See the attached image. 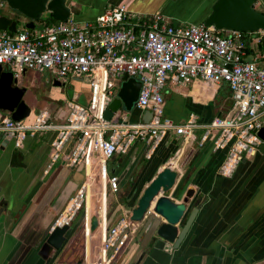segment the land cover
<instances>
[{"label": "built area", "instance_id": "2783aa9c", "mask_svg": "<svg viewBox=\"0 0 264 264\" xmlns=\"http://www.w3.org/2000/svg\"><path fill=\"white\" fill-rule=\"evenodd\" d=\"M2 6L5 3L0 1ZM260 9L264 13V3ZM263 38L264 29L239 32L203 23L172 24L158 12L130 15L124 5L107 8L92 21L77 22L69 17L16 33L0 30V66L13 78L26 71L46 73L51 79H76L89 87L84 103L73 98L64 101L60 120L54 119L57 110L47 108L35 109L29 125L0 111V140L7 139L18 148L26 137L50 132L51 159H60L70 167L85 163L94 148L97 160L93 168L102 167L106 191L115 192L117 176L105 173V163L113 155L125 153L134 141L142 140L148 157L167 135L174 134L187 143L196 139L194 132L199 130L198 146L209 142L214 150L225 149L216 172L229 176L240 158L262 143L257 132L264 127V50L258 49L257 43ZM118 72L140 83L133 103L139 111L135 122L127 121V114L116 121L103 117L119 88ZM167 81L224 84L230 105L207 122L189 113L175 123L162 116ZM144 110L151 113L147 122L140 120ZM87 185L82 183L68 198L50 229L70 224L85 201ZM137 225L122 213L107 228L101 243L105 264L115 260Z\"/></svg>", "mask_w": 264, "mask_h": 264}, {"label": "crops", "instance_id": "0c3cea01", "mask_svg": "<svg viewBox=\"0 0 264 264\" xmlns=\"http://www.w3.org/2000/svg\"><path fill=\"white\" fill-rule=\"evenodd\" d=\"M213 1L66 0V3L70 17L77 22L92 21L105 9L124 5L130 15L147 16L158 12L172 24H177L202 23ZM261 3L264 0H255L253 6L261 10ZM25 75L24 86L33 73L26 71L22 76ZM46 80L50 89L43 92V95L47 94L43 105H49L52 111L58 110L66 100L59 93L64 81L57 80L60 85H53L54 79L48 74ZM164 87L163 117L178 123L193 113L200 121L207 122L216 114L213 98L220 85L199 81L182 85L167 81ZM166 87L170 88L167 94ZM88 96L89 91L80 93L75 90L70 98L84 103ZM127 115L131 122H135L139 111L134 109ZM51 136L50 132L37 133L26 137L18 148L10 141L4 145L0 140V264H105L102 237L117 217L127 214L124 203L131 191L128 178L145 179L170 164L178 169V190L183 192L188 187L194 190L188 203L189 210L191 201H198L187 230L176 244L165 242L155 235L156 225L163 222L161 218L155 216L145 229L151 216L149 208L146 217L137 222L136 232L111 264H264V144L245 153L229 176H221L216 169L225 149L214 150L209 142L198 146L197 138L183 143L180 137L169 134L146 157L147 145L136 140L125 153L111 157L114 160L110 161L112 171L105 170V173L116 175L118 186L115 192L108 191L105 197V176L101 174L90 180L87 175L88 169L93 171L97 160L96 150H90L85 163L70 167L60 159H51ZM71 148L70 141L67 150ZM85 181L88 183L85 201L69 224L72 233L78 231L80 251L68 253L69 246L76 242H71L69 236L63 245L65 249L62 248L66 250L64 255L61 249L49 261L42 260L37 251L46 227ZM111 194L117 195L123 206L120 203L110 205ZM92 214L96 215L98 226L86 234ZM180 228L181 225L178 230ZM58 256L63 257L61 261L64 262L56 260Z\"/></svg>", "mask_w": 264, "mask_h": 264}, {"label": "water", "instance_id": "95a60500", "mask_svg": "<svg viewBox=\"0 0 264 264\" xmlns=\"http://www.w3.org/2000/svg\"><path fill=\"white\" fill-rule=\"evenodd\" d=\"M15 14L21 16L23 28L31 29L35 21L42 16H50L54 21L66 20L70 17V9L66 0H0ZM255 0H214L210 5V11L202 21L205 26H213L221 30H234L239 32L255 31L264 29V13L253 6ZM17 20L0 14V30H7L16 33ZM129 50V48H128ZM116 76L120 79L119 88L114 98L107 104L103 117L107 120L113 117L114 113L121 106L129 114L134 110L133 103L136 100L140 83L127 77L125 73L118 72ZM53 85L59 86L57 80ZM26 89L17 85V79L13 78L9 71L0 66V111L7 112L11 119H23L29 125L34 118L36 107L29 106L23 95ZM63 109L59 108L54 114V119H60ZM151 113L144 110L140 116L142 122H147ZM258 137L264 144V127L257 132ZM5 145L7 139H2ZM178 169L173 165H164L145 179H134L131 182V191L125 198L124 206L127 208L128 219L132 222H140L145 217L148 209L151 216L145 227L147 230L156 217L163 222L156 225L155 235L169 244H176L192 221L198 201H191L192 208L189 210V201L194 190L190 187L183 192L178 190L176 178ZM93 191H96V180L93 181ZM108 192L105 191V197ZM156 197V198H155ZM155 198V199H154ZM179 199V201H176ZM188 213V214H187ZM187 214V215H186ZM156 216V217H155ZM181 225L180 230L178 226ZM98 219L92 214L88 220V227L85 231L90 234L97 229ZM51 223L46 227L42 242L37 251L38 256L49 261L53 254L65 244L66 239L72 234L69 225L53 227ZM84 229L80 233L83 235ZM131 257L130 260H132ZM81 261H78L80 263ZM129 264V263H128Z\"/></svg>", "mask_w": 264, "mask_h": 264}, {"label": "rangeland", "instance_id": "374dc122", "mask_svg": "<svg viewBox=\"0 0 264 264\" xmlns=\"http://www.w3.org/2000/svg\"><path fill=\"white\" fill-rule=\"evenodd\" d=\"M0 14L5 15L9 18L16 19L17 20V24H16L17 28L19 30H21L23 28V26H22L23 20L21 19V16L15 14V12H13L11 9H9L6 5L0 7ZM46 18H47V16H42L40 19L35 21V25L38 26V25L44 24V21L46 20ZM80 24H83V23H80ZM46 77H47L46 73H33V75L29 76L30 81L28 80V83H26V85L24 86L26 88V91L23 95V100L29 106L36 107V108L44 107L43 102H45V100L47 99V96H45L47 94L43 95V92H47L50 89V87H49L50 85H49V82H47ZM25 79H27L26 75L25 76L20 75L17 78V80H18L17 84L19 85L20 83L21 84L25 83L26 82ZM223 86H224V84H222L220 86L219 91H218V94L221 96L224 95V92H225L223 90ZM164 89H165V87H164ZM59 90H60L59 93L62 96V98L71 99L70 97L72 96V94L75 90H77L80 93L81 92L87 93L89 91V87L85 83H82L80 81L73 82L70 78H68V79L64 80L62 85H60ZM166 90L167 91L165 92V94H167L169 92L170 88L166 87ZM34 100H37V101L35 103H33ZM225 105H226V101L224 102L223 107ZM61 106L63 109L64 102H62ZM223 107H221V109ZM48 110H50V109H48ZM126 113L127 112L123 109V107L120 106L117 109V111L114 113L112 118L114 119V118L121 117L123 114H126ZM129 114H130V112H129ZM127 121H131L130 116L127 117ZM200 133H201V131H195L194 136H197L196 138L198 139L200 136ZM112 157H114V156H112ZM110 159L105 163V170H107V171H110L111 168L113 167L112 162L114 160H112V159L110 160ZM110 161H112V162H110ZM91 199H92V196H91ZM108 200H109L108 202L110 205H115L116 203H120L122 205V200H120L117 195H115V196H113L112 194L109 195ZM78 215H79V213L75 216L74 220L78 217ZM77 235H78V231L73 232L70 235V238H72L71 242L76 241L75 243H72V245H70L68 250H67L68 253H70V255H71V253H76V252L80 251V249H81V241H80V239L77 238ZM62 248H63V246L56 252L57 255ZM63 249H65V248H63ZM65 253H66V250L61 251L62 255H64ZM62 258L63 257L58 256L56 260L61 261V260H63ZM61 262H64V261H61Z\"/></svg>", "mask_w": 264, "mask_h": 264}, {"label": "trees", "instance_id": "16d2710c", "mask_svg": "<svg viewBox=\"0 0 264 264\" xmlns=\"http://www.w3.org/2000/svg\"><path fill=\"white\" fill-rule=\"evenodd\" d=\"M53 22H55V21L52 20L50 16H48L46 18V20L44 21V24H50V23H53ZM244 34L245 33H242V35H244ZM248 42H249V39L245 38V45H248ZM257 48L260 49V50L261 49L264 50V38L262 39V41H260L259 43H257ZM248 52H250V50H248ZM221 85L222 84H220V86ZM223 90L225 91L224 92V95L221 96L217 92V95L213 98V105L215 107L216 114L219 113V112L222 113V112L226 111L227 108L230 105V93H229L226 85L223 86ZM225 101H226V105L223 107V104H224ZM221 107H223V108L221 109Z\"/></svg>", "mask_w": 264, "mask_h": 264}, {"label": "bare ground", "instance_id": "6f19581e", "mask_svg": "<svg viewBox=\"0 0 264 264\" xmlns=\"http://www.w3.org/2000/svg\"><path fill=\"white\" fill-rule=\"evenodd\" d=\"M90 170H92L91 168L90 169H88V172H87V175H88V178L90 179V180H92V178H94V177H96V176H101V174H102V167L101 166H99L98 167V170H96L95 168H93V171H90ZM88 190V189H87ZM86 194H87V192H86Z\"/></svg>", "mask_w": 264, "mask_h": 264}, {"label": "flooded vegetation", "instance_id": "af4514ba", "mask_svg": "<svg viewBox=\"0 0 264 264\" xmlns=\"http://www.w3.org/2000/svg\"><path fill=\"white\" fill-rule=\"evenodd\" d=\"M18 85V84H17ZM19 86H23L24 87V85H22L21 83H20V85ZM26 89V88H25ZM36 99V98H35ZM37 100H34V102L33 103H35ZM47 109H50V110H52V108L51 107H49V105H46L45 106ZM128 180H129V182L131 183L133 180H134V176H130L129 178H128ZM79 238V237H78Z\"/></svg>", "mask_w": 264, "mask_h": 264}]
</instances>
